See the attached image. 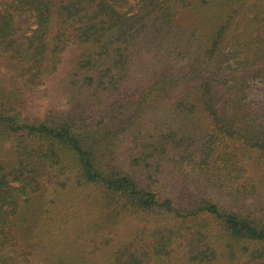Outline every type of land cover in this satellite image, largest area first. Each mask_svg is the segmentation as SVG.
<instances>
[{
  "label": "trees",
  "instance_id": "16d2710c",
  "mask_svg": "<svg viewBox=\"0 0 264 264\" xmlns=\"http://www.w3.org/2000/svg\"><path fill=\"white\" fill-rule=\"evenodd\" d=\"M255 80L264 0H0V264H264Z\"/></svg>",
  "mask_w": 264,
  "mask_h": 264
},
{
  "label": "rangeland",
  "instance_id": "374dc122",
  "mask_svg": "<svg viewBox=\"0 0 264 264\" xmlns=\"http://www.w3.org/2000/svg\"><path fill=\"white\" fill-rule=\"evenodd\" d=\"M18 23L20 27L24 30L27 27L28 24V18L27 17H18L17 18ZM247 97L251 100H256V101H263L264 100V82L260 80H255L252 81L250 84V88L247 91ZM56 105L60 108H62V105L59 102H56ZM212 197L221 200L224 203H227L228 200L224 197H216L215 195L212 194Z\"/></svg>",
  "mask_w": 264,
  "mask_h": 264
}]
</instances>
